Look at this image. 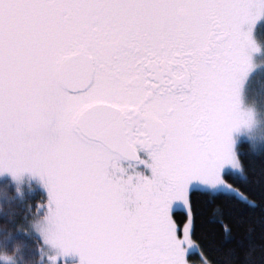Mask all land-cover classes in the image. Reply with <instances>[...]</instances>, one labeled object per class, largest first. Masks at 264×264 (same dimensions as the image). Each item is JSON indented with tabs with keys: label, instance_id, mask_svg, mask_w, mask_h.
Segmentation results:
<instances>
[{
	"label": "snow or ice",
	"instance_id": "obj_1",
	"mask_svg": "<svg viewBox=\"0 0 264 264\" xmlns=\"http://www.w3.org/2000/svg\"><path fill=\"white\" fill-rule=\"evenodd\" d=\"M257 72L264 0H0V264H264Z\"/></svg>",
	"mask_w": 264,
	"mask_h": 264
},
{
	"label": "trees",
	"instance_id": "obj_2",
	"mask_svg": "<svg viewBox=\"0 0 264 264\" xmlns=\"http://www.w3.org/2000/svg\"><path fill=\"white\" fill-rule=\"evenodd\" d=\"M260 79H262V84H263V90H262V92H264V75ZM244 159H245V163L250 168H254L257 171L259 170V168H260L261 165H260V162L258 160H253V159H251L249 157H244ZM36 196H37L36 199L31 198V199L25 200L24 203L21 205V208H27L29 205H36V203L39 202V196L38 195H36ZM34 210L35 209L33 208V211ZM198 256H199V252L198 251L196 252L195 255H191L190 254V260L195 261Z\"/></svg>",
	"mask_w": 264,
	"mask_h": 264
},
{
	"label": "rangeland",
	"instance_id": "obj_3",
	"mask_svg": "<svg viewBox=\"0 0 264 264\" xmlns=\"http://www.w3.org/2000/svg\"><path fill=\"white\" fill-rule=\"evenodd\" d=\"M264 74H261L260 72H257L254 74L253 80L251 81L250 87L252 89V92L259 97L260 94L262 93L263 90V84H262V79H260L261 77H263ZM33 199H36L37 196L33 195L32 197ZM37 204V203H36ZM193 261V260H192Z\"/></svg>",
	"mask_w": 264,
	"mask_h": 264
}]
</instances>
